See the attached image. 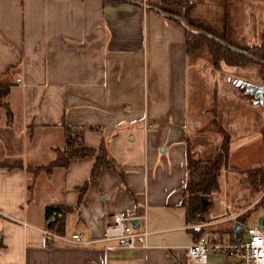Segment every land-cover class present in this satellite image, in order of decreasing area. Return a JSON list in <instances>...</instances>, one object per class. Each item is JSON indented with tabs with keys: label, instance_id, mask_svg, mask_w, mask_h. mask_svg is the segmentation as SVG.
<instances>
[{
	"label": "crops",
	"instance_id": "0c3cea01",
	"mask_svg": "<svg viewBox=\"0 0 264 264\" xmlns=\"http://www.w3.org/2000/svg\"><path fill=\"white\" fill-rule=\"evenodd\" d=\"M129 2L0 0V82L8 86L0 109V264H187L185 248L207 229L185 217V153L213 155V122L228 136L224 170L238 175L236 183L241 172L264 171V78L254 72L243 95L225 96L232 110L224 115L216 104L223 94L185 54L183 5ZM8 124L23 140L19 152L9 148ZM64 127L86 148L102 144L113 169L87 180L92 158L83 157L32 175L29 168L63 148ZM259 197L250 225L264 219V187L251 201L210 202L204 219L223 214L226 227L211 230L219 235ZM109 214L135 218V229L148 232L146 248L49 247L39 232L52 221L55 234L96 239ZM206 264L222 258L209 255Z\"/></svg>",
	"mask_w": 264,
	"mask_h": 264
},
{
	"label": "trees",
	"instance_id": "16d2710c",
	"mask_svg": "<svg viewBox=\"0 0 264 264\" xmlns=\"http://www.w3.org/2000/svg\"><path fill=\"white\" fill-rule=\"evenodd\" d=\"M165 1L167 3L175 2L183 5L184 13L181 19L185 29V54L188 57L204 49L211 60L213 69L218 67L219 62H222L226 67L232 68H241L250 64H256L264 69V0H261L263 25L258 36L259 43L253 46L237 44L233 28L230 24L228 4H226L225 0H221L220 16L217 26L214 27H210L207 24H197L189 18L190 2L188 0ZM121 3L130 2L129 0H102V5L115 6ZM260 77L261 79L264 78V72L260 74ZM7 90L8 86L0 82V109L3 110L6 109L2 99L6 95ZM213 126L218 137V143L211 158L193 159L188 149L185 153V182L181 191L185 197V217L187 221L193 224L203 223L205 208L210 203L211 198L220 192V174L227 164L228 136L214 122ZM54 154V159L47 165L27 169L34 175L40 171L48 172L53 167L65 168L69 160L83 157L92 158L87 180L93 179L101 167L113 169V166L105 158V150L102 144L97 149L82 146L79 141L78 132L72 128H63V148L61 150H55ZM239 179L241 182L246 181L250 186L256 182L263 184L262 187L258 185L254 192L247 194L244 199L247 198L248 201L255 198L264 187V171L262 169L241 172ZM200 196L206 197V205L202 212L199 210ZM239 201L241 202L242 200ZM256 206H261V197L250 208L252 209ZM50 210L52 212L56 211L61 215L65 211V208H50ZM248 211L247 209L244 214L236 217V221L239 224H242L244 215ZM52 224L53 222L50 221L46 227L47 230L55 233L56 231L49 229ZM198 231V235L201 234V228ZM225 231H228L231 237L236 236L239 232L237 231L232 234L229 228Z\"/></svg>",
	"mask_w": 264,
	"mask_h": 264
},
{
	"label": "rangeland",
	"instance_id": "374dc122",
	"mask_svg": "<svg viewBox=\"0 0 264 264\" xmlns=\"http://www.w3.org/2000/svg\"><path fill=\"white\" fill-rule=\"evenodd\" d=\"M188 1L190 2V9L188 12L189 18H191L197 24H207L210 27L217 26V22L220 16L221 0ZM225 2L226 4H228L230 24L233 28V33L237 44L242 46L257 45L259 43L258 36L263 25L261 0H225ZM190 60L195 64L202 78H205L208 84H214L213 86L217 88V90L214 89V91L223 94L224 103H222V99L218 98L216 100V104L217 107H224V115L226 116L230 115V111L232 110V100L227 99L225 96H228L230 94L235 95L238 93L240 95H243L242 83L247 81L254 72H256L259 77L260 74L264 72V69L256 64H250L245 67L234 68L231 71H228V69L225 65L222 64V62L218 63V67L214 69V71L211 60L204 49L200 50L195 55L190 56ZM212 101H215L213 96ZM239 106L240 107H238V110L240 112V116H242L243 118H247L246 109H244L241 104H239ZM9 126L11 128V144L9 148L11 151L19 152L22 147L21 145L23 143V140L20 137L19 133L15 130L14 126ZM208 149L210 150V147L206 145L205 153L208 152ZM211 157L212 155L204 156V159H208ZM227 171L228 170L225 169L220 174V177H222L220 192L210 200L213 207H215L218 203L220 205L222 204V206L224 204H230L228 200L234 203L238 200H243L247 196V194L254 192L258 185L260 187L263 186V184H258L257 182L255 184L252 183V185L250 186L246 181L240 182L238 184L236 183L238 175H233L230 171H228L229 174L226 175ZM212 206H207L205 208V211L209 210ZM258 213L259 211L257 208L255 210H249L244 215V220L243 222H241V229L236 236L231 237L228 231L221 232V234L219 235H222L223 238L225 237L228 239H233V241L243 239L245 237L244 228L249 225V223L255 218ZM222 215L220 214L207 220L204 219L201 225H204V228L207 230H218L220 227H226L227 222H224L226 219L222 218Z\"/></svg>",
	"mask_w": 264,
	"mask_h": 264
},
{
	"label": "built area",
	"instance_id": "2783aa9c",
	"mask_svg": "<svg viewBox=\"0 0 264 264\" xmlns=\"http://www.w3.org/2000/svg\"><path fill=\"white\" fill-rule=\"evenodd\" d=\"M17 81V80H16ZM152 126L145 125L144 131H151ZM228 209V206H225ZM234 216L227 219L234 221ZM135 218L109 214L103 217L102 230L99 238L87 239L80 233L70 235L55 234L49 230H39L46 246L60 242L70 246H87L96 242H112L123 249L146 248L145 239L148 232L137 230L129 224ZM204 227V225H199ZM243 239L232 242L224 241L215 231L205 230L185 248L187 264H206L209 255H218L222 264H264V224L258 228L256 222L244 228Z\"/></svg>",
	"mask_w": 264,
	"mask_h": 264
},
{
	"label": "water",
	"instance_id": "95a60500",
	"mask_svg": "<svg viewBox=\"0 0 264 264\" xmlns=\"http://www.w3.org/2000/svg\"><path fill=\"white\" fill-rule=\"evenodd\" d=\"M205 205H206V197L205 196H200L199 197V210H200V212L203 211ZM129 224L131 225L132 228H135L137 226L135 220L130 221ZM263 224H264V219L263 218H257L256 219V225H257L258 228H261L263 226ZM240 229H241V225L240 224L233 223L230 230H231L232 234H234Z\"/></svg>",
	"mask_w": 264,
	"mask_h": 264
}]
</instances>
